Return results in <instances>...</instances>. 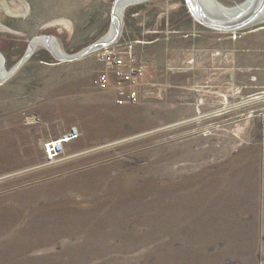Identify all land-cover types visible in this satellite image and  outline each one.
<instances>
[{
    "label": "rangeland",
    "instance_id": "374dc122",
    "mask_svg": "<svg viewBox=\"0 0 264 264\" xmlns=\"http://www.w3.org/2000/svg\"><path fill=\"white\" fill-rule=\"evenodd\" d=\"M144 3L135 37L157 29L160 7L181 33L153 69L139 61L155 89L137 104L97 88V51L60 61L36 46L0 81V264H264V21L216 31L186 6L176 28L186 0L131 4L123 19ZM110 21V0H0V47L14 61L0 51L4 70L35 37L73 55ZM191 21L199 70L183 51ZM72 128L78 138L46 164L43 143Z\"/></svg>",
    "mask_w": 264,
    "mask_h": 264
},
{
    "label": "water",
    "instance_id": "95a60500",
    "mask_svg": "<svg viewBox=\"0 0 264 264\" xmlns=\"http://www.w3.org/2000/svg\"><path fill=\"white\" fill-rule=\"evenodd\" d=\"M145 0H110L111 21L106 33L96 42L73 55H63L52 36H38L32 39L25 55L5 72L4 58L0 53V81L6 79L28 58L34 48L41 46L57 60L72 61L100 48L113 44L121 33L125 7ZM190 14L202 25L216 31H238L264 21V0H186Z\"/></svg>",
    "mask_w": 264,
    "mask_h": 264
},
{
    "label": "built area",
    "instance_id": "2783aa9c",
    "mask_svg": "<svg viewBox=\"0 0 264 264\" xmlns=\"http://www.w3.org/2000/svg\"><path fill=\"white\" fill-rule=\"evenodd\" d=\"M102 71L95 79V85L105 91H112L116 95L118 105H133L138 103V85L143 71L141 65L131 52L121 49L117 41L96 52ZM79 136L76 128L66 134L46 140L43 145V154L46 164H55L61 160L64 146L76 140Z\"/></svg>",
    "mask_w": 264,
    "mask_h": 264
},
{
    "label": "crops",
    "instance_id": "0c3cea01",
    "mask_svg": "<svg viewBox=\"0 0 264 264\" xmlns=\"http://www.w3.org/2000/svg\"><path fill=\"white\" fill-rule=\"evenodd\" d=\"M160 8H161V10L158 14L159 19L156 21V24L158 23L157 29H153L155 26L148 27L147 29L145 28L143 30V33H144V35H146V37H135V41H134L135 42L134 52L138 57H140V59H139L136 56V60L138 62L142 61L146 65V68H148V69H153L156 66L155 61H157L158 55L162 56V57L160 56V59H161V61H163L162 60L163 54L164 55L170 54V52L172 51V49L170 47V38H172V37H170V36L181 33L179 30H177V31L180 33H178L176 30L171 31L172 29L169 28V20H168L169 8L168 7H164V8L160 7ZM189 27L191 30L188 31V33H186L187 34L186 39L191 38L192 42L191 43H190V41L186 42V47L183 49V51L192 52V54L194 55V56H192V58H194L193 59L194 61H191V62L187 61V63L188 64L192 63L191 68H193V70H199L198 67H196L199 64L197 55H199L201 52H204L203 48L200 46L199 41H197L198 40L197 39V32H198L199 27H197V25H195L194 21H191V24L189 25ZM148 34H151V35H148ZM191 39H188V40H191ZM137 44H139V45H137ZM142 44L144 45V49L142 48ZM141 51L144 52L143 57L141 55ZM205 52L209 54L211 52V50L209 49L208 51H205ZM209 55H211V54H209ZM164 58H165V56H164ZM209 61L210 60L205 61L206 63H203V65L206 64V66L209 68L210 67ZM157 66H159V65H157ZM160 66L162 68L163 67L167 68V64H161ZM147 74L151 75V77L153 76V74L150 73L149 71ZM150 85H151V83H149V86ZM149 86L143 85L142 79H140L139 85H138L139 100H140V91L141 90L146 92V91L155 89V87H152V89H149ZM163 87H167V86H163Z\"/></svg>",
    "mask_w": 264,
    "mask_h": 264
},
{
    "label": "trees",
    "instance_id": "16d2710c",
    "mask_svg": "<svg viewBox=\"0 0 264 264\" xmlns=\"http://www.w3.org/2000/svg\"><path fill=\"white\" fill-rule=\"evenodd\" d=\"M150 4L151 3L138 4V5L132 6L131 8H129L127 10V12L125 13L124 19H123V24H122V29H121L120 36L118 37V40H116L118 47H120L121 49H125L126 50L125 46L128 45V42H131V39L135 38V36H137L133 32V30L130 28L131 27V20H132V18L134 16L139 15L141 13V11H143L146 8H148ZM181 10H182V17L183 18H179L180 20H178V19L176 20V26H175L176 28H178L179 26L181 27V25H183L184 23H186L190 19L189 17H187V16H189L187 8L186 7H182ZM127 25L129 26V29H128ZM150 27H151V25H150ZM173 30H175V29H173ZM19 40L21 41L22 39H19ZM24 46H25V43L21 42V44L19 45V48H20L19 49L20 50L19 53L20 54H22ZM11 47L12 46L10 44L9 45L7 44V45H5L3 47H0V51L3 53V55H4L5 59H6V63H8L7 65H10L11 63L14 64V61L9 59L10 58V52L9 51L11 50ZM42 59H44V58H42ZM138 95H139V93H138ZM114 97H115V103H116V95H114ZM138 102H139V100H138ZM127 105H129V104H127Z\"/></svg>",
    "mask_w": 264,
    "mask_h": 264
},
{
    "label": "flooded vegetation",
    "instance_id": "af4514ba",
    "mask_svg": "<svg viewBox=\"0 0 264 264\" xmlns=\"http://www.w3.org/2000/svg\"><path fill=\"white\" fill-rule=\"evenodd\" d=\"M186 6L188 7V5H187V4H186V5H183V7H186Z\"/></svg>",
    "mask_w": 264,
    "mask_h": 264
}]
</instances>
